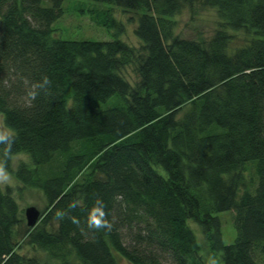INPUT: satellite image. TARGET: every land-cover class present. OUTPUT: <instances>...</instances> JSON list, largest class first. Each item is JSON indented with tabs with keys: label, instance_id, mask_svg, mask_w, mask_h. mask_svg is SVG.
I'll return each mask as SVG.
<instances>
[{
	"label": "trees",
	"instance_id": "1",
	"mask_svg": "<svg viewBox=\"0 0 264 264\" xmlns=\"http://www.w3.org/2000/svg\"><path fill=\"white\" fill-rule=\"evenodd\" d=\"M63 1L0 0V166L44 201L27 229L0 189V264H205L189 223L215 264H264V0H84L108 41L55 37ZM193 2L216 13L204 46L171 39ZM111 8L134 15L135 87Z\"/></svg>",
	"mask_w": 264,
	"mask_h": 264
},
{
	"label": "rangeland",
	"instance_id": "2",
	"mask_svg": "<svg viewBox=\"0 0 264 264\" xmlns=\"http://www.w3.org/2000/svg\"><path fill=\"white\" fill-rule=\"evenodd\" d=\"M103 6L94 5L84 0H64L62 3V15L52 25L54 29V36L63 40L74 41H108L109 32H106L102 27L95 26L89 16V10H101ZM111 13L114 18L120 22L124 27V34L121 40L124 41L134 51V57L129 65H126L120 70L121 78L126 81L131 87H135L139 82V75L137 67L139 64V57L143 56L140 47L141 43L133 35L134 22L129 18H133L132 13H124L118 8H111ZM174 23L172 27L171 39H186L195 41L202 46L210 39L217 26V17L213 9L204 7L196 2L185 3L181 12L172 18ZM245 37L240 34H234L233 41L230 47H236L243 43ZM0 133L6 135L0 121ZM26 162L23 157H16L12 160V169L20 162ZM13 171V170H12ZM87 171L83 176L87 175ZM9 189L18 207V210L23 213L27 208H34L39 213L44 209V201L41 194L36 190L24 189L12 175L5 173L0 166V189ZM219 222V232L221 242L224 246H230L234 239L235 233L231 226L230 213H222L215 216ZM24 222V220H23ZM188 228L195 235L201 253L199 258L205 264H215L213 258L207 257L202 250L204 242L200 236L198 228L192 224H188ZM126 244V243H124ZM20 254L24 257L36 259L43 264V257L41 254L33 255L27 248H22ZM116 264H127L123 259L116 257Z\"/></svg>",
	"mask_w": 264,
	"mask_h": 264
},
{
	"label": "water",
	"instance_id": "3",
	"mask_svg": "<svg viewBox=\"0 0 264 264\" xmlns=\"http://www.w3.org/2000/svg\"><path fill=\"white\" fill-rule=\"evenodd\" d=\"M22 217L25 227L32 229L39 220V212L34 208H27L23 211Z\"/></svg>",
	"mask_w": 264,
	"mask_h": 264
}]
</instances>
